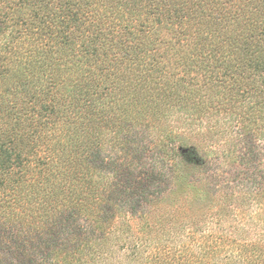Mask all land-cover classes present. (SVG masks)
I'll list each match as a JSON object with an SVG mask.
<instances>
[{
	"label": "trees",
	"instance_id": "16d2710c",
	"mask_svg": "<svg viewBox=\"0 0 264 264\" xmlns=\"http://www.w3.org/2000/svg\"><path fill=\"white\" fill-rule=\"evenodd\" d=\"M0 264H264V0H0Z\"/></svg>",
	"mask_w": 264,
	"mask_h": 264
},
{
	"label": "rangeland",
	"instance_id": "374dc122",
	"mask_svg": "<svg viewBox=\"0 0 264 264\" xmlns=\"http://www.w3.org/2000/svg\"><path fill=\"white\" fill-rule=\"evenodd\" d=\"M194 182H195V180H194ZM196 186H197V188H201V186L200 185H198V184H195ZM192 189H191V192L194 194H196L197 192H202L201 190H198L197 188H194V186L193 187H191ZM204 189V188H203Z\"/></svg>",
	"mask_w": 264,
	"mask_h": 264
}]
</instances>
